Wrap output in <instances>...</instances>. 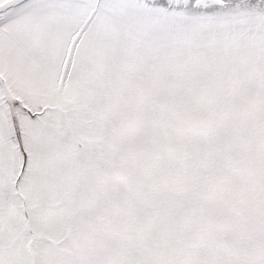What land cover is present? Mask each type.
<instances>
[{
	"label": "snow or ice",
	"instance_id": "6c2138e0",
	"mask_svg": "<svg viewBox=\"0 0 264 264\" xmlns=\"http://www.w3.org/2000/svg\"><path fill=\"white\" fill-rule=\"evenodd\" d=\"M0 264H264V0H0Z\"/></svg>",
	"mask_w": 264,
	"mask_h": 264
}]
</instances>
